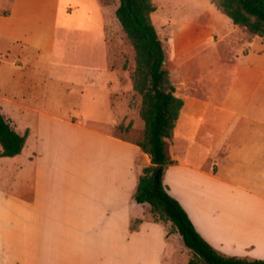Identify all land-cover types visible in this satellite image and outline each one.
<instances>
[{"label":"crops","instance_id":"1","mask_svg":"<svg viewBox=\"0 0 264 264\" xmlns=\"http://www.w3.org/2000/svg\"><path fill=\"white\" fill-rule=\"evenodd\" d=\"M33 8L41 12L37 28L21 18L32 17ZM117 21L100 0H10L9 12L0 15V52L32 49L44 58L27 62L43 74L61 67L98 78L96 60L85 66L55 56H65L66 36H105ZM258 40L236 66L227 110H216L214 118L211 110L181 111L187 154L167 169L164 184L216 250L264 260V50L256 48ZM41 115L47 123L30 128L22 153L13 157L24 160L12 192L0 189V264H189L184 243L134 200L149 158L95 126L112 123V116L86 122ZM200 139H211L212 149L194 160L192 146Z\"/></svg>","mask_w":264,"mask_h":264},{"label":"rangeland","instance_id":"2","mask_svg":"<svg viewBox=\"0 0 264 264\" xmlns=\"http://www.w3.org/2000/svg\"><path fill=\"white\" fill-rule=\"evenodd\" d=\"M1 1L0 15H6L10 0ZM153 1L157 8L152 15L153 23L163 41L166 68L171 73L176 94L184 101L182 110H211V118L218 116L219 111L216 110H227V95L236 77V66L240 58L249 53L248 44L255 37L245 28L234 26L211 0ZM106 6L116 12L118 3L115 1ZM30 13L33 16L29 19L24 15L21 18L26 19L31 28L39 27L41 12L33 8ZM65 38L61 42L65 56L55 57L64 58L66 64L85 66L96 60L98 63L92 68L101 77L61 67L52 68L49 76L39 72L38 69L43 68L27 62L44 58L41 52L21 50L16 56L11 52H0V109L6 119L16 131L24 134L27 129L36 130L47 123L42 113L69 119L82 118L86 122L112 116V123L95 126L126 140L142 139L145 123L139 116L140 99L133 90L131 79L135 67L134 50L126 40L120 23L117 21L111 25L105 36L88 39L73 35ZM255 46L260 51L264 50V41L258 40ZM261 97L257 99L263 101ZM257 99L251 105L256 104ZM110 106L111 111L108 109ZM31 108L37 110H29ZM185 117L184 113L180 125L177 123L178 133L175 131V135L178 138L174 137L167 144L172 160L187 154V139L180 137V132H184ZM35 137L30 140L28 153L35 148ZM209 141L211 139L207 142L200 139L197 146H192L194 160L203 158L205 151L212 149L213 144ZM1 152L0 146V189L9 193L17 180L14 176L16 167L24 159L1 157ZM209 165L212 167V164ZM150 166L151 161L147 167ZM218 184L213 183V188ZM146 208L148 218L153 220L151 205L146 203ZM161 223L169 236L174 235L183 243L171 222ZM185 254L189 258L193 255L190 250H185Z\"/></svg>","mask_w":264,"mask_h":264},{"label":"trees","instance_id":"3","mask_svg":"<svg viewBox=\"0 0 264 264\" xmlns=\"http://www.w3.org/2000/svg\"><path fill=\"white\" fill-rule=\"evenodd\" d=\"M115 1L118 3L116 18L134 50L135 67L131 79L133 90L140 99L139 116L145 123L142 139H121L137 145L152 164L143 170L134 200L151 205L153 221L172 223L185 247L193 253L189 264H264V260L228 256L216 250L198 232L180 202L170 195L164 176L177 162L170 158L167 144L175 137L184 101L176 94L171 73L166 68V51L152 19L157 10L154 1L100 0L104 6ZM211 1L235 26L245 28L251 36L264 41V0ZM29 133V129L24 134L16 131L0 109L1 157L20 155ZM159 169L161 177L156 182Z\"/></svg>","mask_w":264,"mask_h":264},{"label":"water","instance_id":"4","mask_svg":"<svg viewBox=\"0 0 264 264\" xmlns=\"http://www.w3.org/2000/svg\"><path fill=\"white\" fill-rule=\"evenodd\" d=\"M160 177H161V170L159 169V170L157 171L156 176H155V180H156V182L159 181Z\"/></svg>","mask_w":264,"mask_h":264}]
</instances>
